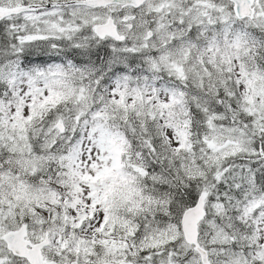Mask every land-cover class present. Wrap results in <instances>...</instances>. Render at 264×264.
Instances as JSON below:
<instances>
[{"label":"snow or ice","instance_id":"1","mask_svg":"<svg viewBox=\"0 0 264 264\" xmlns=\"http://www.w3.org/2000/svg\"><path fill=\"white\" fill-rule=\"evenodd\" d=\"M0 264H264V0H0Z\"/></svg>","mask_w":264,"mask_h":264}]
</instances>
